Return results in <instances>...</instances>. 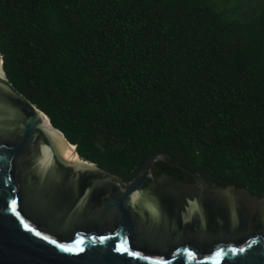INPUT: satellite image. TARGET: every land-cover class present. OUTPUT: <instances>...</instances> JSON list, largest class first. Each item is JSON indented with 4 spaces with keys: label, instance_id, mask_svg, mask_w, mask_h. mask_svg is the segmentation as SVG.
Segmentation results:
<instances>
[{
    "label": "trees",
    "instance_id": "obj_1",
    "mask_svg": "<svg viewBox=\"0 0 264 264\" xmlns=\"http://www.w3.org/2000/svg\"><path fill=\"white\" fill-rule=\"evenodd\" d=\"M0 53L83 160L264 198V0H0Z\"/></svg>",
    "mask_w": 264,
    "mask_h": 264
},
{
    "label": "water",
    "instance_id": "obj_2",
    "mask_svg": "<svg viewBox=\"0 0 264 264\" xmlns=\"http://www.w3.org/2000/svg\"><path fill=\"white\" fill-rule=\"evenodd\" d=\"M159 162L195 183L155 177ZM0 264H264V198L166 153L129 182L83 160L14 88L0 53Z\"/></svg>",
    "mask_w": 264,
    "mask_h": 264
},
{
    "label": "snow or ice",
    "instance_id": "obj_3",
    "mask_svg": "<svg viewBox=\"0 0 264 264\" xmlns=\"http://www.w3.org/2000/svg\"><path fill=\"white\" fill-rule=\"evenodd\" d=\"M11 206H12V210L15 211V206H16V201H15V200H12V202H11ZM25 227H27V225H25ZM36 235L39 236L40 233L37 232ZM45 239H47V237H45ZM53 243H55V241H53ZM61 247L64 248L63 245H61ZM64 250H65V251H68V252H72V251H74V249H72V248H64ZM117 251H120V252H127L128 249L125 248V247H120V248L117 249ZM239 251H240V252H243L244 249L241 248V249H239ZM217 255L219 256L220 253L218 252Z\"/></svg>",
    "mask_w": 264,
    "mask_h": 264
}]
</instances>
